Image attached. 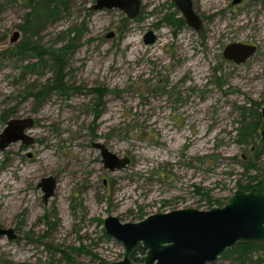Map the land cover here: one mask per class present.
Instances as JSON below:
<instances>
[{"label":"rangeland","instance_id":"obj_1","mask_svg":"<svg viewBox=\"0 0 264 264\" xmlns=\"http://www.w3.org/2000/svg\"><path fill=\"white\" fill-rule=\"evenodd\" d=\"M95 1L74 0L42 34L49 46L83 25L68 68L69 83L81 92L52 96L33 113L23 91L48 75L1 55L25 13L16 0H1L7 6L0 15V134L9 120L32 118L26 134L34 143L0 151V227L16 235L0 237V264L119 261L122 246L103 230L108 216L134 223L178 209L208 210V201L224 206L247 183L236 122L239 107L264 95L262 5L192 0L203 23L195 32L162 22L181 17L170 0H137L133 20L119 10L90 11ZM148 31L156 42L146 46ZM232 43L256 46V53L236 65L223 57ZM94 88L107 90L101 102L87 94ZM94 143L127 158L128 166L105 170ZM48 177L56 188L45 205L37 185Z\"/></svg>","mask_w":264,"mask_h":264},{"label":"water","instance_id":"obj_2","mask_svg":"<svg viewBox=\"0 0 264 264\" xmlns=\"http://www.w3.org/2000/svg\"><path fill=\"white\" fill-rule=\"evenodd\" d=\"M185 25L195 32L202 29V19L195 12L192 0H170ZM241 0H233L238 5ZM119 10L129 20L140 13L137 0H96L90 11ZM112 34L107 37L110 38ZM20 33H12L9 43H17ZM156 42V35L148 31L143 38L144 45ZM256 46L241 43L227 45L223 57L236 65L244 64L256 53ZM261 121L258 128V148L264 147V95L261 97ZM32 118L12 119L6 123L0 134V151L20 143L30 146L34 140L26 134L33 128ZM99 151L105 170L115 172L125 169L129 160L118 158L103 144L94 143ZM37 188L43 193L46 205L54 196L56 181L53 177L43 178ZM106 236L122 246L123 255L119 261H105L103 264H212L237 244H264V192L258 189L236 190L224 206L208 210L185 208L166 213L150 215L139 222L122 223L119 218L108 216L103 220ZM0 237L15 240L13 229L0 227ZM141 249L143 255L134 261V255ZM93 264V263H83Z\"/></svg>","mask_w":264,"mask_h":264},{"label":"trees","instance_id":"obj_3","mask_svg":"<svg viewBox=\"0 0 264 264\" xmlns=\"http://www.w3.org/2000/svg\"><path fill=\"white\" fill-rule=\"evenodd\" d=\"M25 10L21 21L15 28L21 33V39L2 51L1 55L13 59L16 63L25 64L23 69L28 72L42 73L46 71L47 78L44 83L36 82L27 85L23 91L24 99L30 100L32 112L36 113L52 96L62 99L81 92V88L70 84L68 68L73 54L79 49L84 31L83 25L69 28L58 36L56 43L46 46L43 44L42 34L47 28L62 20L70 11L74 0H16ZM260 3L264 8V0H252ZM7 4L0 0V15L4 12ZM174 6V5H173ZM162 22L168 26L181 29L185 26L184 20L179 17L174 20L164 17ZM41 73V74H42ZM221 83H218L220 86ZM95 101L101 102L107 94V90L100 88L86 91ZM100 104V103H98ZM97 105V104H96ZM262 102H250L246 107H239L236 128V143L243 148L242 175L247 178L244 185L238 184V188L244 191L258 189L264 192V147L258 148V128L261 121L260 110ZM94 117L98 116V110L92 109ZM248 155V156H247ZM254 172V174H251ZM209 208L213 206L210 201ZM217 206L222 204L217 203ZM143 251L139 249L134 255L137 261ZM67 263L73 260L68 254L63 253ZM233 264H264V244L251 243L248 245L237 244L228 250L222 257ZM103 263V262H101Z\"/></svg>","mask_w":264,"mask_h":264},{"label":"flooded vegetation","instance_id":"obj_4","mask_svg":"<svg viewBox=\"0 0 264 264\" xmlns=\"http://www.w3.org/2000/svg\"><path fill=\"white\" fill-rule=\"evenodd\" d=\"M143 255V254H142ZM141 256V255H140ZM138 261V260H137Z\"/></svg>","mask_w":264,"mask_h":264}]
</instances>
